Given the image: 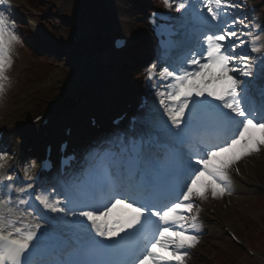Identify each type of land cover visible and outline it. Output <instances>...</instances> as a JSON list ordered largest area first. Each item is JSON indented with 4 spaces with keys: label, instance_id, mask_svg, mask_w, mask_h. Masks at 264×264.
Here are the masks:
<instances>
[{
    "label": "snow or ice",
    "instance_id": "6c2138e0",
    "mask_svg": "<svg viewBox=\"0 0 264 264\" xmlns=\"http://www.w3.org/2000/svg\"><path fill=\"white\" fill-rule=\"evenodd\" d=\"M4 4L6 0H0V5ZM165 4L173 8L171 0H165ZM239 7L237 0H199L197 5L190 0H178L174 10L196 12L204 30L175 65L158 68L153 63L146 74L156 88L159 105L176 129L184 132L194 119L203 116L204 127L214 132L211 139L216 142H202L203 154L188 157L187 179L175 199L159 200L152 195L154 185L137 183L133 187L141 193L139 198L113 196L100 210L90 206L81 207L78 212L73 210L72 215L91 223L96 236L115 242L105 245L92 241L93 252L108 257L106 260L68 264H185L189 255L186 250L199 241L194 234L200 229L193 215L196 200L207 199L209 193L214 198L231 194L228 170L264 146V104L257 110L249 103V83L257 61L264 65V29L254 32L243 19H230V10ZM238 26L248 30L241 32ZM17 43L14 22L5 9H0V97L10 81L8 73ZM7 160V154H0V175L11 182L13 177L5 172ZM36 168L35 162L26 166L24 179L34 180ZM4 187L9 195L0 198V264H35L31 257L45 224L38 222L39 216L37 222H26L11 195L16 192L18 203L27 204L24 193L28 191L31 199L33 185L15 188L9 183ZM34 199L51 213L68 215L63 206L67 197L61 200L53 198L51 192H41ZM114 216L116 227L109 223Z\"/></svg>",
    "mask_w": 264,
    "mask_h": 264
},
{
    "label": "rangeland",
    "instance_id": "374dc122",
    "mask_svg": "<svg viewBox=\"0 0 264 264\" xmlns=\"http://www.w3.org/2000/svg\"><path fill=\"white\" fill-rule=\"evenodd\" d=\"M15 1L17 2L18 7L25 13V16L22 13H19V17L17 16L19 19L20 17L23 19L22 24H24V29L33 33L34 37L38 30H40V32H43L41 38V40H43V43L41 44L42 47L46 45V38H49V36L53 38L56 37L58 40H60L59 43H62L63 46L60 49H58L56 46L47 47L45 50H43L40 46L37 47V53H35L34 55L32 54V58L33 60H35V63L30 64L31 71L29 73V76L33 79H43L45 82H38L36 84L29 83V78L27 84H21V79L24 78V73L21 72L20 67L22 64L20 63L21 61L23 62V60L21 59L24 53L21 49L17 48L20 42L15 45V49L20 52V57L18 56V60L13 62V66L8 73L10 81L5 87L3 96L0 97V128L4 125L16 124L19 121L23 120L24 114L31 115L32 110L37 108L40 103V107L43 108H48L51 104V101L64 104V102L71 96V94L75 92L79 93L78 85L80 84L81 80H86L89 82L86 88L88 90L82 95L79 94V100L77 103L74 100L67 102L66 105L69 106L67 108V114L70 113L72 116H74L76 113H81L83 105L82 102L87 101L89 98L91 100V104H93V106L91 107L94 111H102L101 109H98L100 108V105H98V103L96 102L98 100L104 101V95H106L107 97H111L109 99H112L111 101L113 102V104L117 101H121L119 97L116 98V96H119L120 92H118L117 89L114 88L116 84H112V81L110 79L112 78V76H115L114 71L110 69L108 74H110L111 77L108 75V80L106 83V80L104 82L102 80V76L107 72L106 68L104 69L102 67H92L95 61L96 63H98L105 60L104 57L106 55L104 53L99 54L94 51L93 43L91 39L89 40V35L91 34L92 28L95 27L98 32L102 34L104 39L110 40L115 36L125 35L126 33L124 32H130L129 35L135 40L136 38L145 34L143 30V15L141 12L140 14L136 15L135 10L128 12L130 11V9L126 10L125 8L120 6L119 8L116 7L119 10V13H117V11L115 12V8L113 9L111 7L113 6L112 2L114 0H29L33 3L30 9L26 5V3H29L28 0ZM139 1L141 3L148 2L147 0ZM0 9H5L6 12L7 10L8 12H10L9 5L7 4L0 5ZM111 10L115 13L111 14ZM64 12L72 13L71 16H73L74 14V20L72 19V22L68 24L71 30H67L66 27L61 24L60 18L55 16L58 13L63 14ZM239 14H241L239 9L230 10V19H237ZM9 18L10 20H12L10 14ZM81 18L84 25L83 29L87 35L86 37L88 40H86L85 42L83 41L84 46L82 45V47H73L70 41L72 37L71 34L74 30L76 31L77 26H79L80 24ZM114 18L115 21L113 20ZM30 21L36 22V26L38 28L35 29L28 27ZM134 22L138 23L134 24ZM238 30L242 32L244 29L238 26ZM104 35L110 37L108 38ZM52 48H54L55 50ZM46 50L60 53V55H58V58L60 59L58 64L50 65L46 61L48 60L44 52ZM238 51L240 50L238 49ZM61 53L70 55L71 59L66 60V58L63 57ZM147 53L149 56L151 55L149 54L151 53V51L148 50L144 52V54ZM47 54L49 55L52 53L48 52ZM15 55L16 54H14L13 52L14 59H16ZM119 56H121V54H119ZM44 58L46 59L45 61ZM24 62L26 63L27 61ZM92 68L93 70L94 68H96L95 71H93ZM92 74L93 78H95L94 80L92 79ZM136 84L139 86L140 82L138 81ZM91 89L93 91L97 90L100 92V96H98L97 99L93 98ZM40 98L41 100H39ZM28 99H30V102H25V100ZM33 105H36V107H33ZM101 106L102 108L103 106L105 108L107 105L106 103H101ZM31 107L33 108L30 111ZM116 108L117 105L115 106V110ZM262 159H264V156L262 154H260L259 152H253L251 155L244 156L242 160H239L236 164L232 165V167L238 166L240 168H243L244 166H248L249 171H253L254 173H256L257 168L259 169V165H261ZM229 182L231 191L230 195L232 196V205L227 204L225 210L221 205L224 212V215H222L225 216V218L236 221L238 219L237 215H239L240 217L239 212H248L250 210V207L255 205L259 201V199H256V196H251L248 192H240L241 188L238 187V185V188L235 187L236 183L230 178ZM236 189L237 192H235ZM199 211L200 210L196 208L193 215H196V217H198L200 214ZM198 224L200 225V229L194 234L199 237V241L194 248L188 250L189 255L185 257V264H202L204 260L202 256L204 254H207L208 251H211V249L208 248L213 247L215 250L216 247H221L219 245L220 239L223 238L221 226L214 223L208 225H205L203 223ZM235 225L238 226L237 224ZM189 231L192 232L194 230L189 229ZM257 233L258 232L256 231L254 234L256 236L255 239L250 237L248 241H250L251 243L258 242L261 237L260 235H257ZM223 246H227V243L225 242ZM228 248L233 249V251L227 257V260L229 262L228 264L264 263V245L262 246L263 252L258 251L257 253V255L262 260L261 261L259 259L261 262H257L255 259L254 260L256 262L252 261V258H245L243 261H240V258L242 256L249 257L247 255V252H245V250L242 248H236L232 245ZM236 249H238V254L236 253ZM254 253L256 254V252ZM216 262L218 264H225L223 261L219 262L217 260Z\"/></svg>",
    "mask_w": 264,
    "mask_h": 264
},
{
    "label": "bare ground",
    "instance_id": "6f19581e",
    "mask_svg": "<svg viewBox=\"0 0 264 264\" xmlns=\"http://www.w3.org/2000/svg\"><path fill=\"white\" fill-rule=\"evenodd\" d=\"M113 4H114V6H111V7H112L113 9L115 8V12L117 11V13H119V10H118L117 8H119V7L121 6V7L125 8L126 10H128V9L131 7V4H132V3H130V1L128 2L127 0H124V2H123V0H114V1L112 2V5H113ZM116 5H118V6H116ZM116 7H117V8H116ZM115 12H113V11L111 10V14H113V13H115ZM113 20L115 21V18H114ZM48 41H50L51 43L55 42V41L53 40V38H52V39H48ZM28 63H33V60L30 59ZM92 70H93V69H92ZM93 71H95V68H94ZM92 77H93V74H92ZM24 81H25V80H24ZM32 82H33V84H36V83H38V82H39V83H44L45 81H44L43 79L40 80V79L37 78V79H31V83H32ZM53 82H54V81H53ZM91 94H92L93 98H96V97L100 96V92L97 91V90L93 91V90L91 89ZM25 102H30V99L25 100ZM104 102H105L106 104H108V105L111 104V100L108 99L107 97H105ZM98 103L101 105V101L98 100ZM66 104H67V101H66ZM102 109H103V111H105V112H103L104 115H107V113H109V110H108V109H105V110H104V108H102ZM50 112H51V109H50ZM52 113H54V112H52ZM28 117H29V115L26 114L25 119H27ZM37 117H38V115L35 116L33 119H35V118H37ZM25 119H24V120H25ZM33 119H32V120H33ZM28 129H29L30 131L32 130V132L30 133V135H32V137H33V135H35L36 133H38V131H40L39 124H35V126H33L32 123H30V126H28ZM24 138L26 139L27 136H24ZM24 144H25V145L33 146L32 143H31V140H25ZM243 174H245V173H243ZM48 184H49V182H48ZM48 184H47V185H48ZM47 191H48V192H51V193H54V192H55V187L52 188V189H48ZM43 192H44V191H43ZM45 193H46V192H45ZM17 201H18V199H17ZM80 206H81V205H80ZM81 207H84V206H81ZM46 211H47V210H46ZM47 212H49V211H47ZM49 213H50V212H49ZM19 214H20V215H24L25 212H24L23 210H20Z\"/></svg>",
    "mask_w": 264,
    "mask_h": 264
}]
</instances>
